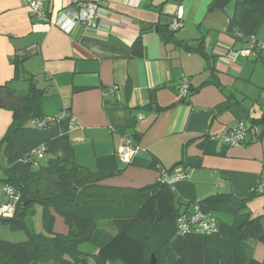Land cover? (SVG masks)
Here are the masks:
<instances>
[{
    "label": "crops",
    "instance_id": "crops-1",
    "mask_svg": "<svg viewBox=\"0 0 264 264\" xmlns=\"http://www.w3.org/2000/svg\"><path fill=\"white\" fill-rule=\"evenodd\" d=\"M72 1L46 0L49 19L55 21ZM211 2L102 0L96 23L68 34L38 21L20 0H0V85L8 83L16 92L29 90L23 83L14 87L20 82L15 79L17 56L23 60L25 73L47 91L42 102L46 116L60 117L52 126L15 134L1 146L2 165L31 181L38 159L29 163L25 157L45 145L47 151L39 159L60 157L104 174L124 169L109 181L116 186L141 188L162 180L161 171H183L188 177L172 187L186 202L218 193L246 197L264 182V137L246 138L245 145L230 147L218 136L236 126L246 113L257 116L230 89L229 79L257 83L264 54L255 50L250 57H237L236 63L221 61L230 52L247 49L249 43L227 32L232 13L209 11ZM178 6L184 8V26L177 38L197 46L203 36L214 71L201 55L161 39L158 25L170 24ZM142 29L143 54L133 56L131 48ZM256 40L264 44V33H258ZM184 77L194 90L187 100L179 92ZM48 98L56 109L51 110ZM11 122L12 112L0 108V141ZM127 135H135L139 148L130 164L119 156ZM154 163L160 170L151 167ZM50 177L51 183L44 185L51 190L48 195L41 193L45 197L56 193L55 176ZM261 197L264 194L257 198ZM4 200L0 197V202ZM55 220L54 229L64 231L63 220ZM14 231L0 219L1 239L20 237ZM240 252L264 264L262 243L249 239L241 244Z\"/></svg>",
    "mask_w": 264,
    "mask_h": 264
},
{
    "label": "trees",
    "instance_id": "trees-1",
    "mask_svg": "<svg viewBox=\"0 0 264 264\" xmlns=\"http://www.w3.org/2000/svg\"><path fill=\"white\" fill-rule=\"evenodd\" d=\"M231 2L235 5L227 32L234 39L249 43L264 25V0H212L209 11L226 10ZM170 24L158 25L161 39L186 52L201 55L214 71V62L205 51L204 37L198 39L197 46H192L179 40L176 36L179 30L171 31ZM144 30L132 45L133 56L143 54ZM22 64L23 60L16 56L15 79L25 73ZM25 76L30 84L27 92L11 90L8 83L0 85V108L12 112V122L0 141V168L4 175L0 182L3 189L13 186L21 194L14 215L1 222L26 233V238L18 242L0 238V264H89L90 260L95 264H152L153 257L155 264H263L240 252L241 244L249 239L264 245V215L254 216L248 210V202L264 194L258 187L244 198L218 193L198 202H186L176 195L172 185L162 180L141 188L111 184L109 181L124 169L104 174L73 161L51 157L44 164L37 161L38 168L32 171L34 179L25 181L3 166L1 146L8 144L15 134L34 127L52 126L60 118L46 116L42 102L47 91L37 86L34 76L28 73ZM192 92L190 88L189 97ZM32 121H43L44 127L33 126ZM240 122L249 127L247 138L264 137V114L246 113ZM127 136L135 143V135ZM151 167L160 170L156 163ZM50 175L56 179V194L45 197L38 184ZM35 203L42 206L41 233L27 225L28 213ZM197 209L214 216L215 212L222 211L231 215L233 221L229 223L215 216L219 220L217 233L179 235L178 219ZM56 215L63 218L67 233L55 231ZM102 222L106 225L101 226ZM85 243L92 244L97 252L82 251L80 246Z\"/></svg>",
    "mask_w": 264,
    "mask_h": 264
},
{
    "label": "built area",
    "instance_id": "built-area-1",
    "mask_svg": "<svg viewBox=\"0 0 264 264\" xmlns=\"http://www.w3.org/2000/svg\"><path fill=\"white\" fill-rule=\"evenodd\" d=\"M21 3L29 7L32 15L38 21L46 22L50 25L57 26L65 33H72L77 27L85 26L91 27L98 20V13L102 4V0H73L72 6L60 10L55 21L49 19V12L46 8V0H20ZM184 26V8L178 6L172 22L169 26L171 31H178ZM260 51L264 54V44L256 40L252 36L248 48L243 51H233L229 53V57L237 58L239 56L250 57L254 52ZM190 81L183 78L179 84V92L182 98L186 99L190 94ZM116 89V88H115ZM75 121V118H73ZM31 125L37 127H44L43 121H32ZM249 133L247 123L240 122L237 126L225 131L218 136L219 140L230 147H241ZM47 151L44 145L27 155L26 161L31 163L33 159L42 158ZM139 148L133 142L130 136H126V141L120 150L119 156L124 164H130L138 153ZM188 177V174L183 171H174L171 173L161 171V179L170 185L176 181ZM4 192L7 195V200L0 202V219L10 218L14 215L18 204L21 201V194L13 186L4 187ZM259 192L264 191V182L258 186ZM219 231V220L211 213L199 211L183 215L178 219V234L186 235L189 233H197L203 235H211Z\"/></svg>",
    "mask_w": 264,
    "mask_h": 264
},
{
    "label": "rangeland",
    "instance_id": "rangeland-1",
    "mask_svg": "<svg viewBox=\"0 0 264 264\" xmlns=\"http://www.w3.org/2000/svg\"><path fill=\"white\" fill-rule=\"evenodd\" d=\"M234 2H231L227 7H226V11L231 14L234 11ZM41 22V21H40ZM260 33H264V25L260 28L259 32ZM239 50V49H236ZM240 57V56H239ZM222 59H230L231 63H236L238 60H236L235 58H231V57H222L220 60L222 61ZM260 68L257 70L256 73V80L257 83H248L246 81H242V80H238V79H234V78H230L229 79V83H233V86L230 89H233L235 91L238 92V97H240L244 104L247 105L248 107L251 108V110L253 111V114H257V116H261L264 114V108L261 106V104H264V63L261 60L260 62ZM24 75L25 73L22 72V75L20 77V79L18 81L20 82H15L14 83V87L18 86V84L23 83L24 85L28 86V88L30 87V84L28 81L24 80ZM231 75V72H230ZM18 83V84H17ZM51 102H50V108L52 109H56V103L53 102L52 98H48ZM49 113V112H48ZM258 131L260 132L261 129L257 128ZM27 156V155H26ZM26 158V157H25ZM39 163L44 164L46 163V159H38ZM38 167L36 166L35 169H37ZM0 174H3L2 169L0 168ZM50 176L47 177V179L45 181H42L38 184V188L41 187V193L43 195H48V190H51V188H48L47 185L44 183L48 181V183L50 182ZM34 178H32L33 180ZM31 180V181H32ZM55 193L52 192V194ZM56 194V193H55ZM54 194V195H55ZM0 197H4L7 200V195L5 194L3 187L1 185L0 182ZM5 201V200H4ZM251 207H254V211H252ZM248 210L252 211L253 215H261L264 213V198H254L251 201L248 202ZM260 211V212H259ZM263 212V213H262ZM215 215H217V217H219L220 219H224L227 222H232V217H230L228 214L219 211V212H215ZM29 218L27 219L28 221V227L31 230H35L37 233H41L43 232V227H42V206L38 203H35L32 208H31V214L28 216ZM222 217V218H221ZM56 218L58 221H62L63 218L60 215H56ZM62 219V220H61ZM64 222V220H63ZM263 224H264V217L262 220ZM65 224V223H64ZM63 224V225H64ZM106 224H104V222L101 223V226H105ZM64 231H57L56 232H60V233H67L68 232V228L66 225ZM108 229H110V227H108ZM14 234H19L20 237H16L15 240H9L12 242H18L19 240H24L26 238V233L24 231L21 230H17L13 232ZM4 239V238H3ZM8 240V239H5ZM80 249L87 253L93 254L94 251L97 252V249L90 243H85L83 245L80 246ZM89 264H94L93 260H90ZM120 264V263H118Z\"/></svg>",
    "mask_w": 264,
    "mask_h": 264
},
{
    "label": "water",
    "instance_id": "water-1",
    "mask_svg": "<svg viewBox=\"0 0 264 264\" xmlns=\"http://www.w3.org/2000/svg\"><path fill=\"white\" fill-rule=\"evenodd\" d=\"M152 264H155V258L154 257L152 258Z\"/></svg>",
    "mask_w": 264,
    "mask_h": 264
}]
</instances>
